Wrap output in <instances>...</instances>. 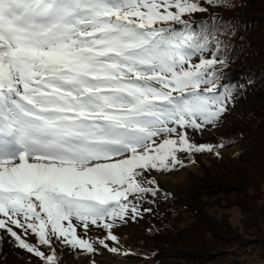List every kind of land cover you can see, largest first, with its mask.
<instances>
[{
  "label": "snow or ice",
  "instance_id": "obj_1",
  "mask_svg": "<svg viewBox=\"0 0 264 264\" xmlns=\"http://www.w3.org/2000/svg\"><path fill=\"white\" fill-rule=\"evenodd\" d=\"M198 11L194 0H0V230L19 248L45 264H58L57 243L94 253L78 228L102 223L117 240L116 222L156 195L152 170L213 150L189 132L215 126L232 94L214 25L184 19Z\"/></svg>",
  "mask_w": 264,
  "mask_h": 264
},
{
  "label": "rangeland",
  "instance_id": "obj_2",
  "mask_svg": "<svg viewBox=\"0 0 264 264\" xmlns=\"http://www.w3.org/2000/svg\"><path fill=\"white\" fill-rule=\"evenodd\" d=\"M214 2L216 1L202 0L201 5L198 4V6L216 13L220 8L215 6ZM199 14H202V11L187 14V16L191 15L188 23L195 26V22L201 20L197 18ZM209 14L204 17H208ZM209 24L213 25L211 22ZM217 31L214 26L212 36ZM225 67L227 64L221 66L220 70ZM230 73V69L226 71L224 76L229 79L223 82L232 79ZM235 86L229 90L232 98L229 99L226 111L216 125L208 126L203 132H189L192 143L212 145L211 154L216 157L218 153L220 159L216 162L206 151L181 153L178 155L181 160H184L182 164L167 170H152L151 178L156 183L151 187L156 188L157 193L154 196L149 193L142 197V202L137 204L140 212L135 219L129 215L126 222L119 220L116 222L111 232L117 240L106 239L109 230L104 229L102 223L99 227L90 226L87 231L78 228V235L92 242L96 251L89 254L57 243L55 250L58 264H145L142 262L143 259L136 255L125 253L121 256L120 254L126 252L132 244L135 245L137 239L147 233L146 229L156 227L164 220L167 213L177 212L179 209L183 211V214H187L184 213V209L190 211L196 207L201 210V218L216 222L211 228L214 239L206 241L201 245L202 247L197 248V252L203 254L199 255L204 258L203 262L184 260L181 264H264V144L246 142L247 152L241 149L243 144L237 141L214 148L222 134H231L237 138L232 126L236 120L235 116L246 109H254L260 101L255 93L249 91L244 94L239 93L235 90L237 83ZM250 146L253 147L250 148ZM238 151V157L233 159L232 155ZM250 152L259 154L254 162L248 159ZM246 159L248 160L243 161ZM222 166L231 178L228 175V177L222 176L225 173L217 169ZM239 169L247 170L245 178L242 177L245 184L240 180L237 183L233 180L235 176H238L236 172ZM252 171L253 174L248 175ZM208 176L210 179H207ZM220 179H224L225 183L228 182L227 185L219 181ZM241 185L245 187L242 193L236 188ZM243 200L248 203L247 208L239 207V203ZM144 209H150V211H144ZM225 219L231 227L224 225ZM74 223L77 222L74 221ZM208 223L205 222L204 225ZM101 239L105 240L108 248L99 243ZM191 239H188L190 244H192ZM29 240L32 244L37 243L35 236L30 237ZM0 247L6 249L11 264H45L34 254L19 248L15 239L3 230H0ZM183 247L184 245L180 246V248ZM42 250L48 251L46 246ZM175 252L179 254L178 250Z\"/></svg>",
  "mask_w": 264,
  "mask_h": 264
},
{
  "label": "trees",
  "instance_id": "obj_3",
  "mask_svg": "<svg viewBox=\"0 0 264 264\" xmlns=\"http://www.w3.org/2000/svg\"><path fill=\"white\" fill-rule=\"evenodd\" d=\"M194 1L199 5L202 3V0ZM215 1L213 4L220 9L216 13H211L203 7L202 14L197 16L201 20L195 22V26L198 27L201 22H211L218 30L213 37L220 42L219 49L223 53L220 59L224 60V65L227 64V67L221 71L225 74L230 69L232 75L230 81L234 82H223L229 79L223 75L222 83L227 86L228 90L236 87L235 83H237L235 89L237 92L244 94L249 91L260 98L254 109H246L235 116L236 120L232 126L233 133L237 135V138L231 134H222L221 139L216 142V146L237 141L243 144L241 149L247 152L246 142H262L264 144V0ZM207 14H209L208 17H204ZM184 18L189 22L191 15L185 14ZM261 151L263 150L261 149ZM206 152L216 162L217 159H220L219 154H216L215 157L211 154L212 151ZM257 153H248L250 162H254L258 158L259 154ZM238 155L239 151L233 154L232 158L234 159ZM217 169L225 173L222 175L223 177L230 176L225 172L223 166L217 167ZM246 173V169L237 170L236 175L238 176H235L233 180L236 183L240 180L245 184L243 178ZM251 174L253 171L248 175ZM207 179H210V176ZM219 181L225 186L228 183H225L224 179ZM215 184L217 187V183ZM236 188L242 193L245 187L241 185ZM247 205L245 200L239 203L241 208H247ZM184 211L187 214H183V211L179 209L177 212L167 213L164 220L159 222L160 224L146 229L147 233L139 237L135 245L132 244L126 252H122L120 255L123 256L125 253L136 255L143 259L142 262L145 264H181L184 260L203 262L204 258L199 257L203 254L198 253L197 248L202 247L201 245L206 241H213L214 233L211 228L216 222L201 218L202 213L198 207L190 211L184 209ZM205 222L209 223L204 225ZM223 223L225 226L231 227L227 219ZM190 238H192V244L188 243ZM181 245L184 247L180 248ZM175 250H178L179 254H176ZM0 264H11L4 247H0Z\"/></svg>",
  "mask_w": 264,
  "mask_h": 264
},
{
  "label": "bare ground",
  "instance_id": "obj_4",
  "mask_svg": "<svg viewBox=\"0 0 264 264\" xmlns=\"http://www.w3.org/2000/svg\"><path fill=\"white\" fill-rule=\"evenodd\" d=\"M169 174V173H168Z\"/></svg>",
  "mask_w": 264,
  "mask_h": 264
}]
</instances>
